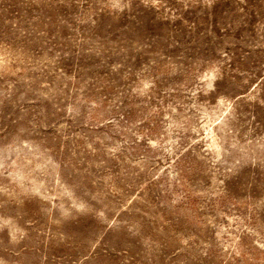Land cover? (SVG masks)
<instances>
[{
  "label": "rangeland",
  "instance_id": "1",
  "mask_svg": "<svg viewBox=\"0 0 264 264\" xmlns=\"http://www.w3.org/2000/svg\"><path fill=\"white\" fill-rule=\"evenodd\" d=\"M0 264H264V0H0Z\"/></svg>",
  "mask_w": 264,
  "mask_h": 264
}]
</instances>
